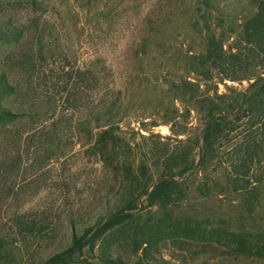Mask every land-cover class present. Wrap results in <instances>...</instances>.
I'll list each match as a JSON object with an SVG mask.
<instances>
[{
	"label": "trees",
	"instance_id": "16d2710c",
	"mask_svg": "<svg viewBox=\"0 0 264 264\" xmlns=\"http://www.w3.org/2000/svg\"><path fill=\"white\" fill-rule=\"evenodd\" d=\"M229 1L200 2L195 26L206 39V50L189 65L197 78L167 82L157 77L148 81L154 89L150 94L156 99L155 109L162 112L164 123H172L175 138L149 150L125 134L123 124L132 115V94L115 87L112 69L107 66L108 81L96 63L81 70L69 66L63 51L56 54L57 23L46 11L57 5L56 0H13L8 3L12 2L14 9L0 10V57L4 52L3 59L11 70L0 68V146L5 147L0 175L19 173L26 153L32 156L34 170L45 168L53 159L83 155L102 172L101 178L96 175L90 182L97 185L98 192L92 197L93 208L80 207L71 215L72 244L39 264H170L155 251L159 240L176 235L160 230L164 220L152 217L149 224L132 229L129 222L140 219L147 208L151 212L153 208L181 206L189 196L191 178L199 173L203 177L196 187L205 196L221 186L227 192L242 193L251 205L260 203L264 195V73L257 72L264 69V0ZM23 2L32 8H27L28 17L20 16L16 9ZM70 12H61V19H70ZM239 17L241 24H234ZM228 34H237V39L225 48ZM244 77L255 80L244 90L226 84L228 91L224 93L215 81ZM163 84H170L168 90L162 89ZM160 87L161 93L157 91ZM15 99L21 101L20 107L14 104ZM59 99L61 115L56 113ZM193 111L204 124L194 136L189 135ZM142 123L145 128L159 125L157 120ZM150 166L159 170L156 178L146 175ZM222 166L227 171L226 185L214 180L211 172V168ZM80 167L76 165L75 173ZM78 181L77 177L75 185ZM14 190L15 186L2 194L11 195ZM120 226L124 235L110 233L114 240L101 241ZM20 228V232L36 235L47 227L31 221ZM182 231L185 240H198L203 243L200 246L223 247L213 244L221 241L219 234L204 233L199 225ZM248 237L236 233L225 245L227 251L218 254L264 260V242ZM119 240L129 252L116 249ZM6 242L0 237V254Z\"/></svg>",
	"mask_w": 264,
	"mask_h": 264
},
{
	"label": "rangeland",
	"instance_id": "374dc122",
	"mask_svg": "<svg viewBox=\"0 0 264 264\" xmlns=\"http://www.w3.org/2000/svg\"><path fill=\"white\" fill-rule=\"evenodd\" d=\"M2 1H7L4 3L6 5L1 6ZM9 1L13 0H0L1 11L14 9ZM200 2L201 0H56L57 5L46 9L57 23L54 33L57 39L56 54L63 51L70 62L69 66H78L76 68L81 70L96 63L99 70L107 76V66L110 67L116 78L115 87L127 89L132 94V115L125 119L123 129L144 150L175 141L172 138V123H164V118L161 119L162 112L155 109L156 99L150 94L154 89L148 81L157 77L164 81L166 79L167 82L180 77L197 78V74L189 70V65L199 53L206 50V39L195 26ZM27 8L32 10L25 2L16 7L21 12L20 16L24 17L29 16ZM67 9L71 11L68 13L70 19L63 21L60 13ZM241 18H237L234 24H241ZM200 24L199 28L203 24L201 19ZM236 26L234 27L237 28ZM217 31L220 32L221 29ZM226 37L225 48H228L236 41L237 34H228ZM3 53L0 68L11 73L9 65L3 59ZM262 71L264 73L263 69L257 74H262ZM107 79L111 80V76H107ZM254 80L248 77L236 81L215 79L223 93L228 91L226 84L230 88L244 90ZM169 86L170 84H163L162 89L168 90ZM162 89L160 87L157 91L161 93ZM56 101V113L60 114L62 102L60 99ZM20 102L14 100V104L19 107ZM177 104L182 106L181 103ZM156 120L159 125L154 127L145 128L142 123ZM189 120V135H198L204 127L199 114L193 111ZM132 128L137 132L141 131L145 137L133 133ZM4 151L5 147L0 146V158ZM83 157L80 155L66 160L53 159L45 168L34 170L31 167L32 156L26 153L19 173L17 171L12 175H0V237L7 240L6 248L0 254V264H39L72 244L71 215L80 207L83 210L93 208L92 197L98 192L95 191L97 187L94 188L97 185H90V182H93L96 175L99 178L102 176L100 166L93 165L90 158ZM76 165L81 166L77 173ZM149 168L146 175L156 178L159 170L153 166ZM211 172L214 180L226 185L227 171L223 166L211 168ZM77 177L79 181L75 185ZM202 177L203 174L199 173L191 178L189 196L181 206L168 210L153 208L151 212L147 208L140 219L129 222L132 224L131 229L137 224H149L152 217L162 218L164 221L160 230L176 235L159 240L155 251L168 258L170 264H264L262 258H225L226 253L218 254L220 250L227 251L226 247L236 233L264 242V195L260 203L255 205L247 203L242 193L233 192L232 189L227 192L221 186L213 194L205 196L196 187ZM13 186L15 190L11 195L2 194ZM31 221L44 224L46 230L41 234L36 231V235L20 232V227ZM125 223L122 226L127 229L128 225ZM191 225H199V229L207 234H219L223 242L216 241L213 244L223 247H203L200 246L203 243L198 240H185L187 237L182 230ZM122 226L107 233L101 241L114 240L116 237L111 238L110 233L119 232L124 235ZM114 246L121 252H129L122 240L117 241ZM196 251L200 253L197 254Z\"/></svg>",
	"mask_w": 264,
	"mask_h": 264
}]
</instances>
